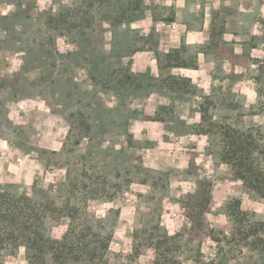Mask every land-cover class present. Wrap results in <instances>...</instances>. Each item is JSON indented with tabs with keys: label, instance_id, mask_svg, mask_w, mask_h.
I'll return each instance as SVG.
<instances>
[{
	"label": "rangeland",
	"instance_id": "374dc122",
	"mask_svg": "<svg viewBox=\"0 0 264 264\" xmlns=\"http://www.w3.org/2000/svg\"><path fill=\"white\" fill-rule=\"evenodd\" d=\"M146 3L144 18L112 27L87 22L81 0H0V189L31 194L90 176L99 189L93 209L119 210L112 251L130 253L133 233H149L159 219L192 238L182 264H210V235L232 231L227 201L264 214V199L250 196L212 137L198 133L206 106L220 123L264 129V0H190L180 18L208 34L203 43L181 37L180 56L196 60L188 67H166L163 53L173 48L160 47L173 3ZM152 30L157 51L145 42ZM197 201L207 210L192 219ZM142 252L138 261L152 258L150 248ZM2 260L28 264L24 246Z\"/></svg>",
	"mask_w": 264,
	"mask_h": 264
},
{
	"label": "trees",
	"instance_id": "16d2710c",
	"mask_svg": "<svg viewBox=\"0 0 264 264\" xmlns=\"http://www.w3.org/2000/svg\"><path fill=\"white\" fill-rule=\"evenodd\" d=\"M81 4L85 6L81 11L88 15L87 22L99 19L112 27L144 18L147 9L146 0H81ZM163 20L170 23L174 17ZM145 42H154L153 30ZM157 46L156 43V51ZM163 56L166 67L196 63L194 58L188 61L181 57L177 48ZM172 79L177 84L190 85L189 77L174 75ZM257 79L262 83L257 89L261 96L264 79L260 75ZM198 126V133L215 141V153L233 178L242 182L250 196L264 199V129L245 126L243 122L220 123L209 116L207 106L201 109ZM81 175L87 176L84 171ZM88 179L89 184L76 180L52 184L48 190L34 187L31 194L12 186L0 189V264L19 246H24L28 264H182L184 247L192 238H184L181 232L170 234L159 219L151 223L149 233L139 236L138 229L133 233L130 253L112 251L119 210L111 207L98 213L93 209L99 189L92 177ZM207 202L197 201L194 213L188 216L194 219L206 212ZM223 212L233 224L232 231L226 234L218 230L210 235L217 244L210 264H264V214L243 209L238 197L227 201ZM60 225L63 231L57 235L55 229ZM143 248L151 249L152 258L138 261Z\"/></svg>",
	"mask_w": 264,
	"mask_h": 264
},
{
	"label": "crops",
	"instance_id": "0c3cea01",
	"mask_svg": "<svg viewBox=\"0 0 264 264\" xmlns=\"http://www.w3.org/2000/svg\"><path fill=\"white\" fill-rule=\"evenodd\" d=\"M160 1V0H156ZM165 3H173L175 8V17L174 20L170 23H166L165 26H168L166 30H164V33H162V39H161V48H164L165 50H168L171 46L172 48H177L181 43V37L186 36L190 40L197 42V43H203L206 40L208 32L206 29H198V30H190L187 25L182 21L181 14L184 11V9L187 8L190 0H163ZM194 1V0H192ZM243 4V2L241 1ZM211 3L208 1L206 5L209 7ZM200 4L198 3L197 6ZM206 6V7H207ZM150 22L153 20L151 18ZM149 23V22H148ZM162 26V25H161ZM159 28L156 27V29ZM198 63L197 68L194 70L198 75H208L206 73V67H208L206 64L205 55L202 54L200 57H198ZM206 63V64H205Z\"/></svg>",
	"mask_w": 264,
	"mask_h": 264
},
{
	"label": "clouds",
	"instance_id": "9594fccd",
	"mask_svg": "<svg viewBox=\"0 0 264 264\" xmlns=\"http://www.w3.org/2000/svg\"><path fill=\"white\" fill-rule=\"evenodd\" d=\"M6 14V13H5Z\"/></svg>",
	"mask_w": 264,
	"mask_h": 264
}]
</instances>
